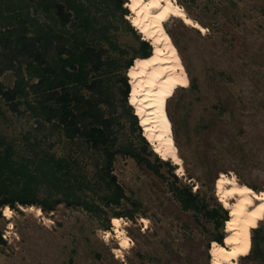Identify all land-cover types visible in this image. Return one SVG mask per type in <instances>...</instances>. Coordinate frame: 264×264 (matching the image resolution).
I'll use <instances>...</instances> for the list:
<instances>
[{
    "label": "rangeland",
    "instance_id": "1",
    "mask_svg": "<svg viewBox=\"0 0 264 264\" xmlns=\"http://www.w3.org/2000/svg\"><path fill=\"white\" fill-rule=\"evenodd\" d=\"M176 1L193 23L204 27L178 16L165 22L190 77L188 86L177 88L167 103L183 166L160 155L149 139L154 152L147 148L143 154L149 162H138L124 152L116 154L114 172L127 197L109 209V221L63 200L50 208L1 206L0 231L5 242L0 244V264H213L211 248L218 232L214 221L201 211L184 209L175 187H191L209 208L224 205L217 189L222 173L264 190V0H215V5L210 0ZM120 23L113 28L117 48L109 53L120 56L124 50L129 58L140 42L136 33ZM15 79L12 70L1 76L10 87ZM0 106V132L16 147H51L57 155L77 147L61 138L58 130L52 133L47 125L39 128L29 112L10 111L1 97ZM115 116L120 121L118 147L123 149L130 141L142 147L128 116ZM81 159L92 171V158ZM168 159L176 169L165 162ZM39 196L48 201L59 197L48 181L40 187ZM6 207L12 208L11 218L5 215ZM115 216L121 217L130 236L129 247L119 253ZM257 227L252 231L251 252L241 256L238 264H264V219ZM255 235L258 251L253 248Z\"/></svg>",
    "mask_w": 264,
    "mask_h": 264
},
{
    "label": "trees",
    "instance_id": "2",
    "mask_svg": "<svg viewBox=\"0 0 264 264\" xmlns=\"http://www.w3.org/2000/svg\"><path fill=\"white\" fill-rule=\"evenodd\" d=\"M128 1L0 0V97L10 111L29 112L39 128L47 125L52 133L58 130L61 138L77 145L68 154L57 155L51 147H16L0 132V207L17 208L19 203L50 208L63 200L109 221V209L120 206L127 197L114 172L116 154L124 152L138 162H149L144 151H154L129 102L132 85L127 71L137 56H150L155 46L127 16ZM120 22L136 33L140 42L129 58L123 55L124 50L120 56L109 53L110 48H117L113 28H119ZM8 70L16 76L12 87L1 80ZM115 113L128 116L142 147L133 141L123 149L118 147L120 121ZM81 156L92 158V171L82 165ZM165 162L176 169L169 159ZM45 181L57 190L59 197L54 201L39 196ZM175 194L184 209L201 211L214 221L218 232L213 239L224 244L229 209L221 203L209 208L188 186H176ZM105 226L109 228L110 222ZM253 248L259 250L256 235Z\"/></svg>",
    "mask_w": 264,
    "mask_h": 264
},
{
    "label": "bare ground",
    "instance_id": "3",
    "mask_svg": "<svg viewBox=\"0 0 264 264\" xmlns=\"http://www.w3.org/2000/svg\"><path fill=\"white\" fill-rule=\"evenodd\" d=\"M127 5L133 12L128 17L144 38L155 46L150 56L136 57L129 69L131 102L137 109L144 134L154 149L182 167L183 158L175 140L167 103L177 88L188 86L190 77L165 22L172 16H178L186 23L201 29L204 27L200 23H193L195 21L176 0H129ZM229 175L222 173L217 184L218 194L229 209L231 218L226 223L228 232L225 244L213 242V264H238L241 256L251 252L253 228L264 219V190L257 191ZM37 210L42 211L40 207ZM5 215L11 218L12 208L6 207ZM122 222L120 216L113 217L121 246L116 248L118 253L130 244V236Z\"/></svg>",
    "mask_w": 264,
    "mask_h": 264
}]
</instances>
